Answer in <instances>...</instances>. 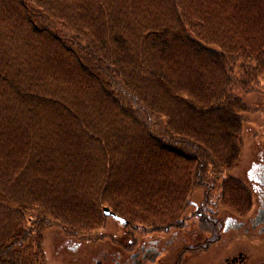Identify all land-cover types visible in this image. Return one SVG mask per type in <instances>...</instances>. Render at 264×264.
<instances>
[{
	"label": "trees",
	"instance_id": "obj_1",
	"mask_svg": "<svg viewBox=\"0 0 264 264\" xmlns=\"http://www.w3.org/2000/svg\"><path fill=\"white\" fill-rule=\"evenodd\" d=\"M263 82L264 0H0V264H44L45 231L91 238L105 207L163 230L198 189L248 217L230 173Z\"/></svg>",
	"mask_w": 264,
	"mask_h": 264
},
{
	"label": "flooded vegetation",
	"instance_id": "obj_2",
	"mask_svg": "<svg viewBox=\"0 0 264 264\" xmlns=\"http://www.w3.org/2000/svg\"><path fill=\"white\" fill-rule=\"evenodd\" d=\"M247 176L256 210L246 218L216 214L203 192L188 220L160 231L114 221L110 238H63L62 264H264V157Z\"/></svg>",
	"mask_w": 264,
	"mask_h": 264
},
{
	"label": "rangeland",
	"instance_id": "obj_3",
	"mask_svg": "<svg viewBox=\"0 0 264 264\" xmlns=\"http://www.w3.org/2000/svg\"><path fill=\"white\" fill-rule=\"evenodd\" d=\"M239 94L243 96L244 101L250 105L251 108L260 109V111L251 113V115L247 116L249 123L246 125V144L243 148L242 158L235 170L230 173L232 176L247 183V175L251 163L257 157V159L264 157V82L262 85L257 86V91L255 93L244 94L243 92H239ZM203 192L204 190L198 189L193 193L191 198V200L194 201L193 203L200 204V200L203 199ZM253 201L254 205L251 213L256 210L254 198ZM192 211L193 209L190 208L188 210V215L191 214ZM115 229V222L112 219H107L105 227L93 233L92 237L97 238L101 236L104 237L103 239L110 238V236L114 234ZM83 239H89V237L86 236ZM63 242L62 234L58 228H51L44 232V242L42 243L44 264H62V262L65 261V251L58 249V246ZM105 242L108 241L106 240Z\"/></svg>",
	"mask_w": 264,
	"mask_h": 264
},
{
	"label": "water",
	"instance_id": "obj_4",
	"mask_svg": "<svg viewBox=\"0 0 264 264\" xmlns=\"http://www.w3.org/2000/svg\"><path fill=\"white\" fill-rule=\"evenodd\" d=\"M103 210H104V214L107 217H110L113 220L118 221L120 223H127V221L125 219H123V218L119 217L118 215H116L115 213H113L109 208L105 207Z\"/></svg>",
	"mask_w": 264,
	"mask_h": 264
}]
</instances>
